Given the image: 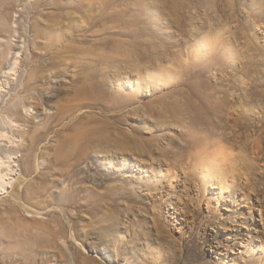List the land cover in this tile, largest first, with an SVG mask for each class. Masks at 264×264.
I'll use <instances>...</instances> for the list:
<instances>
[{
    "label": "rangeland",
    "instance_id": "rangeland-1",
    "mask_svg": "<svg viewBox=\"0 0 264 264\" xmlns=\"http://www.w3.org/2000/svg\"><path fill=\"white\" fill-rule=\"evenodd\" d=\"M228 11L0 0L21 110L22 85L40 79L25 114L39 126L0 138V170L8 180L37 156L47 190L39 208L16 196L32 176L15 195L0 186V264H264V20L230 52Z\"/></svg>",
    "mask_w": 264,
    "mask_h": 264
},
{
    "label": "bare ground",
    "instance_id": "bare-ground-1",
    "mask_svg": "<svg viewBox=\"0 0 264 264\" xmlns=\"http://www.w3.org/2000/svg\"><path fill=\"white\" fill-rule=\"evenodd\" d=\"M244 1H245L244 2L245 5L246 3H248L247 5H250V8L252 10H249L248 12H245L244 10L239 11L238 9H236V4L234 0H224L225 6L229 8V11H228L229 14L227 16L226 26L223 31V37H224V42L229 47L230 52L235 51L233 47L237 45L238 41H240L238 45H242L244 44V41L247 39L246 31L243 29V26L245 27L249 26L251 30H256V33H258L261 30L262 22L264 20V0H244ZM13 15L11 17V20L8 19V21H4V23L3 22L1 23V31L8 35L14 32L13 25L15 24L14 23L15 14ZM7 48H9V51L11 54L12 47L8 43V36L3 37L2 40H0V98L3 96L4 93H7L6 101L3 102V105L0 104V122H2V124L4 125V126H1L2 124L0 125V138L9 136L11 137V139H13V141H15L17 138H19L18 135L22 127L21 122H28L30 123L32 127L39 126V125L36 126L34 123H31L32 121H30L29 118L28 120H26L27 116L25 114H27V111H29L32 108L31 104L28 103V100L34 99L31 93L36 91L37 86H38L37 84L39 83L40 79L35 75V72H34V74H31L29 76V79L27 80V82L22 85L19 95L22 96L23 100L25 99V103L22 106L23 110H21L18 107V105L15 104V99L17 98L16 96L17 87L15 84L14 73H13L14 63H13V58H10L11 55L10 56L5 55ZM23 111H26V113H24ZM40 125L41 126L45 125L44 126L45 128L43 129L44 131H41L40 128H35V132L38 133V135L32 138L31 144L36 143V141L40 138V136H42L43 138V136L46 135V131H47L46 123H42ZM30 157H31V162H30L29 167L24 168L23 170H21L20 173L17 170H13V174H12L13 176L10 177L8 180L5 179V177L3 178L1 170H0V186L2 187L8 186L10 188V191H7V193L11 195H15L18 184L19 182L22 181L21 177L23 176V174L25 173L26 175L30 177L32 176V178L24 185V187L22 186L23 182H21L22 184L21 186L23 190L21 188L22 192L20 193V190H19L16 196L19 198V200H20V196L25 197L26 202L29 200H33L37 202L35 204L39 205V208H40V205H42L43 203H46L43 201L44 199L43 197L45 196V193L47 190L43 186L44 184H42L43 179L45 178H44L43 173L36 174L38 171L37 166H39V165H36L38 157L33 156V159H32V155H30ZM56 174H59V173H55L53 177ZM27 180L28 179H26L25 182ZM53 182H55V180H53ZM35 204H33L34 207L36 206ZM33 212L36 213L35 211ZM48 242H49L48 245H51L52 240L49 239ZM42 248L44 247L42 246ZM42 248H39L40 251L38 250L37 251L38 253L36 254H39V255L41 254L43 256L45 255L47 256V254L51 255L50 252H47V250L42 249ZM52 256L55 259L50 260L51 259L50 257L49 260L47 261V264L51 263L52 261H56L55 264H62V260L60 259V256H58L57 258L55 254H52Z\"/></svg>",
    "mask_w": 264,
    "mask_h": 264
}]
</instances>
